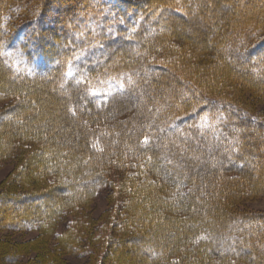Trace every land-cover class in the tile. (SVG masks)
Segmentation results:
<instances>
[{
    "label": "trees",
    "instance_id": "trees-1",
    "mask_svg": "<svg viewBox=\"0 0 264 264\" xmlns=\"http://www.w3.org/2000/svg\"><path fill=\"white\" fill-rule=\"evenodd\" d=\"M35 1L33 16L14 22L11 11L27 0H0V98L18 96L6 110L13 129L0 146V158L14 141L41 142L37 180L51 175L57 184L27 195L0 194V231L37 229L43 239L1 238L0 264H68L79 236L63 238L56 228L46 233L43 224L53 226L67 208L89 201L108 183L110 172L122 175L133 164L144 168H135L137 176L125 174L126 184L158 172L162 195L173 198L161 205L157 193L152 206L145 207L148 224L161 220L174 233L155 230L150 237L140 236L148 247L140 251L145 264H191L197 253L202 256L198 264H264V212L232 209L244 195L264 193V173L253 176L254 164L264 167V119L235 97L243 95L244 85L264 94V33L252 39L264 29V0ZM195 8L197 15L215 18L211 30L198 38L199 22L182 21ZM177 36L195 44L193 55L202 62L193 63L191 52H174L170 44L168 55L160 53ZM214 69L237 82L218 80ZM138 102L137 114L111 123L113 130L92 127L109 112L117 116ZM53 121L60 123L55 129L49 128ZM78 124L82 130L71 146L62 132ZM47 129L52 132L45 137ZM209 146L217 149L207 153ZM244 181L252 193L235 188L244 187ZM36 200L40 211L30 205ZM131 212L123 222L127 231L145 223L141 206L134 204ZM128 233L115 244L135 234ZM31 249L37 254L22 263ZM118 249L107 248L100 263L121 264L126 255Z\"/></svg>",
    "mask_w": 264,
    "mask_h": 264
},
{
    "label": "rangeland",
    "instance_id": "rangeland-1",
    "mask_svg": "<svg viewBox=\"0 0 264 264\" xmlns=\"http://www.w3.org/2000/svg\"><path fill=\"white\" fill-rule=\"evenodd\" d=\"M130 1L134 3V2H141L142 0H130ZM35 2H36L35 0H27V4L25 5L26 7L24 5L23 7L22 5H20L21 9L18 8L17 10L11 11L13 14L12 20L14 22H17L33 16L34 12L37 9L36 7L37 4ZM227 6L228 5L225 3L224 7ZM10 10L11 8H9V12ZM158 18L162 19V16L161 17L158 16ZM182 19H183L182 21H184L183 23L192 24L195 21L199 22V23L196 22L198 23L197 26H199L197 27L198 29H196L195 31V35L197 36L196 38L200 37L201 35L204 36L209 31V29L211 30L212 22L213 20H215V18H213L210 13L206 15H199V14L197 15V8H195L194 12H191L188 15V17H183ZM208 20L210 21V23H207ZM207 24H209L210 27L207 26ZM52 31L55 32L56 30H52ZM187 32L189 34H193L194 36V33H190V31ZM263 33H264V29H261L260 31L257 32V35L255 34L256 36L253 35L252 39L256 38L257 36H261ZM170 39H171L170 43L168 42V51L159 50L161 54L164 55L169 54V44H170V47L174 49L173 50L174 52L175 51L177 52V50H182V49L185 50L187 53L191 52V56H192L191 61L193 63H196L198 60L202 62V60L199 59L200 56L195 57V55H193V53L195 52V50L193 49L195 48L194 46L195 44L192 45L191 40H186V42H184L182 40L183 38L179 36L171 37ZM212 40H215V36ZM176 48L177 50H175ZM154 61L158 62L162 60L157 59ZM207 62L211 63L209 61ZM214 70L215 71L213 73H215V77L218 78V80L222 78L224 79L228 78L230 79L231 83L237 82L236 80L235 81L232 80L233 78L230 75H226V73L225 74L219 73L217 69ZM211 77H213V75L209 74L208 78L211 79ZM241 90L243 92V95H241V97L235 96L239 99L238 101L244 103L246 109H248L251 112V114L258 115L260 118L264 119V94L262 95V92L255 91L254 89H252V87H248L246 85H244L243 88H241ZM216 92L217 91H213L211 93L217 94ZM15 97L18 98V96H12V95L7 97L4 96L0 98V130H1L0 146L2 142H4L8 137L9 130L13 129V126L8 127L7 125L9 119L7 117H9V114L6 113V110L9 109L13 103L18 102L17 101L18 99L14 100ZM135 97L137 96L135 95ZM38 102L39 103L37 104H41L42 100L39 99ZM55 104H56V108L57 106H61V102L59 101V99ZM32 105L35 106L36 108L39 107L36 106V104H32ZM139 107H141V105L138 102L130 109H126L124 111L118 112L117 116H111L112 113L109 112L107 114L108 119L106 118L98 119L92 123V127L93 126L95 128L107 127L108 129L110 128L109 130H113L109 126L111 123H118V122L124 123L131 116L137 114L138 110L140 109ZM77 110H79L78 107ZM38 113L40 112L37 111V113H35L36 119H38L37 117ZM40 119H41L40 121L43 122L44 117L42 116ZM55 121H53L54 122L53 124L50 123L49 128L53 127V129H55L57 127L56 123L60 124L59 122H55ZM255 124H253L254 126L252 127V130L254 129V127H256ZM89 125L90 123L87 124V126ZM77 126L79 129L77 128ZM77 126L65 127L64 132H62L64 133V136L68 138L67 139L68 141L69 140L71 141L72 139L71 146L76 141L75 139H77V137L79 136L78 131L82 130V126H80V124H78ZM51 132H52L51 129H47L43 131L45 137L49 136ZM263 132L264 129L262 130V134ZM64 136L62 137V139L64 138ZM13 143L15 145L14 148L12 144L10 147V149L12 150H9V152L6 155H3L0 158V194L2 193L4 195H9L14 193H20V195H27L44 188L56 189L54 188V186L57 184V181L53 179V176L47 175V177H45L44 179L39 178V180H37L38 178L36 177L37 171H40L38 169L39 167L37 166L38 164H40V162H36V160L40 157V155H38L39 154L38 152L42 149L41 142L37 143L35 141H30V140H25L20 142L19 140H17L16 143L15 141ZM116 146H118V148L121 149L120 143L119 145ZM202 148H204V146ZM216 149L217 147H214V149H212L210 146L205 148L207 153L208 152L212 153V150H216ZM235 152H236L235 149H233L232 153ZM237 152H239L237 153V155L241 154L239 150H237ZM64 155L66 158L69 157V155H67L66 153ZM211 159L212 162L218 161L216 157L213 155L211 156ZM127 161L132 163V160L130 158ZM248 166L249 164H247V167ZM253 166H254L253 176L259 178L261 176L263 177L264 167H262V164H259V166L257 164H254ZM142 167L144 168V166L136 167V165L133 164V166L125 168L126 171L123 170L124 173L122 175L119 174L117 175V172L113 170L108 174L109 176L108 183L98 187L97 191L89 201L83 204L74 205V208H71L72 206L67 208V210L64 212L65 215L62 217V219H59L58 221H53L55 223L53 224L54 227L52 226L51 223L43 224L44 227L42 228L46 229V233L52 234V232L56 228V231L62 232V234L64 235L63 238L66 237L68 239L74 240L77 238V236H79L80 241L78 242L79 245H77L78 249L76 256L72 254H68L67 255L68 264H102L100 262L103 259V253L107 250V248L110 247H112V249L114 250L113 252L115 253L119 250L118 248L124 250V254L126 255V258L124 260H120L122 262L121 264H145V260H142L144 256L141 255L140 251L143 249L147 250L148 247L145 245V242L140 241L141 235L145 237L146 236L150 237L152 234L151 232L153 231V233H155V230H157L158 235L160 234L164 235V232H169V234H171V237L174 236V233L173 232L171 233V228L173 227H169L167 223H164L161 220L157 221V224L154 225L153 224L151 225V223L148 224L149 222H151V219L147 217V215H149V212H145V207L150 208L152 206L153 204L152 200L156 198L155 194L161 193V197L163 198L162 199L163 202L161 203V205L163 204L166 205V203H169L170 199H173V198H169L168 196L164 197V195H162L163 180L159 178L160 176L158 172L152 173L149 176V178H145V179H143L142 175H140V178L137 177L138 180H136L135 184L131 183L128 185L125 183V181L127 180L125 174L137 176L135 173L137 169L135 168L141 170ZM149 170L150 172L152 171L151 168H149ZM226 172L227 171H225V173ZM223 173L224 172H220V174ZM227 173L229 175H235V173L234 174H231V172H227ZM237 173H238L237 176L242 175V173L239 172ZM21 176H23L24 181H26L25 183L22 181ZM35 179L37 182L35 181ZM28 180L29 182H27ZM262 182L264 183V180H262ZM246 183H247L246 181L242 183L244 187H242V185H237L235 186V188L244 189L246 190V193L248 192V194H250L252 193L251 187L247 188ZM141 184L144 185L143 186L144 189L142 188ZM234 185L235 184H233V187ZM139 186L141 188H139ZM186 190L187 187L184 188L183 191L185 192ZM215 197H216V193L208 195V199H212ZM149 199L151 200L149 201ZM4 200L2 202H4ZM50 200L51 197L47 198L48 202ZM36 204L39 207L35 209L37 211L42 210L39 200L38 201L36 200L30 205L37 207ZM134 204L139 205L143 208V213L146 215V218H144L143 221L145 223L142 226V224H140L139 222L137 227H135L133 230L127 231L126 229H124L125 227L123 225V222H125V219H129V220L131 219L130 214L132 213L131 209ZM16 206L17 205L13 207L17 209L20 208V210L23 209L22 205L19 206V208ZM232 209L237 211L264 212V193H257L253 196L244 195L240 199V201H237L236 204L233 205ZM144 214H141V216H144ZM254 229H256V227L253 228L252 230ZM126 233L128 234L135 233V234H131L130 236H127L128 238H125ZM39 235H40V231L37 229H33L31 231H26V232L25 231L10 232L8 230L0 231V239L1 238L5 239L6 237H9L11 239H16V240H27V239L38 240L35 241V243L39 241L41 243V241H43L42 237L40 238V240L38 239ZM121 236H125L124 237L125 239L122 238L121 242H118L116 245L115 239ZM84 252L91 253V256L87 255L86 257H82V256L80 257V254ZM26 254L27 255L22 256L23 259L22 263L28 262L29 257L31 255H36L37 253L35 252V250L31 249ZM201 258L202 256L197 253L196 257L192 258L191 264H198ZM181 263L182 261L180 262V264Z\"/></svg>",
    "mask_w": 264,
    "mask_h": 264
},
{
    "label": "snow or ice",
    "instance_id": "snow-or-ice-1",
    "mask_svg": "<svg viewBox=\"0 0 264 264\" xmlns=\"http://www.w3.org/2000/svg\"><path fill=\"white\" fill-rule=\"evenodd\" d=\"M7 55H11V53H6ZM95 95V93H93ZM147 140V138H145Z\"/></svg>",
    "mask_w": 264,
    "mask_h": 264
}]
</instances>
